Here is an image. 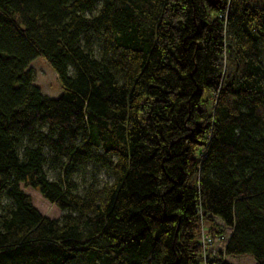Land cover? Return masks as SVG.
<instances>
[{
  "label": "trees",
  "instance_id": "obj_1",
  "mask_svg": "<svg viewBox=\"0 0 264 264\" xmlns=\"http://www.w3.org/2000/svg\"><path fill=\"white\" fill-rule=\"evenodd\" d=\"M248 255L264 264V4L0 0V264Z\"/></svg>",
  "mask_w": 264,
  "mask_h": 264
},
{
  "label": "rangeland",
  "instance_id": "obj_2",
  "mask_svg": "<svg viewBox=\"0 0 264 264\" xmlns=\"http://www.w3.org/2000/svg\"><path fill=\"white\" fill-rule=\"evenodd\" d=\"M247 2L251 5H263V0H247ZM33 71L34 83L41 87L42 94L48 97H58L61 93V87L58 80V76H56L54 69L49 63L40 55L36 56L35 59L31 60L28 64ZM98 180L100 182L110 181L109 175L105 171H101L98 174ZM23 191L31 197V202L33 206L37 208V210L50 218H60L63 214L64 210L62 211L58 206L51 204L48 200L44 198L43 195L33 187L27 186L23 183H20ZM223 246V241L215 242L213 245L214 249L219 248L221 249ZM230 261L233 264H239L247 262L246 259L251 258L250 255L248 256H229ZM252 259V258H251Z\"/></svg>",
  "mask_w": 264,
  "mask_h": 264
},
{
  "label": "built area",
  "instance_id": "obj_3",
  "mask_svg": "<svg viewBox=\"0 0 264 264\" xmlns=\"http://www.w3.org/2000/svg\"><path fill=\"white\" fill-rule=\"evenodd\" d=\"M201 235H200V242L202 243V248L204 252H208L210 250H214L213 245L215 244L214 237L206 231V229L201 230ZM206 252V253H207Z\"/></svg>",
  "mask_w": 264,
  "mask_h": 264
}]
</instances>
